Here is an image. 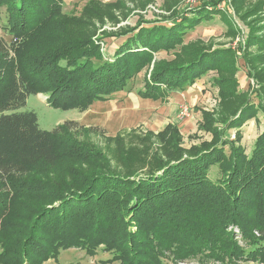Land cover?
<instances>
[{
    "label": "trees",
    "instance_id": "obj_1",
    "mask_svg": "<svg viewBox=\"0 0 264 264\" xmlns=\"http://www.w3.org/2000/svg\"><path fill=\"white\" fill-rule=\"evenodd\" d=\"M221 1H205L178 18L127 26L119 33L124 42L106 57L86 36V26L73 29L80 21L65 17L63 0H0L2 31L12 38L0 36V264L58 261L70 249L94 256L101 246L121 264L179 263L195 256L264 264V132L249 154L241 143L245 123L264 113L263 1L245 10L249 0H231L249 31L237 48L196 41L186 46V60L155 64L137 92L141 98L165 100L215 71L231 114L222 117L229 120L221 128L204 113L200 128L213 140L187 153L177 148L178 128L168 126L160 135L174 132L166 141L171 152L165 160L153 156L148 165L155 169L148 175H115L105 169L108 162L100 172L83 170L100 152L75 137L76 123L43 131L34 112H22L31 95H50L57 109L85 111L127 90L156 53L174 50L215 18L220 11L208 7ZM99 12L92 10L91 17L102 19ZM224 19L232 26L230 16ZM239 59L258 86L257 104L239 90ZM229 130L237 132L234 140L226 136ZM213 167L220 169L218 181L210 177ZM234 230L252 250L239 246Z\"/></svg>",
    "mask_w": 264,
    "mask_h": 264
},
{
    "label": "rangeland",
    "instance_id": "obj_2",
    "mask_svg": "<svg viewBox=\"0 0 264 264\" xmlns=\"http://www.w3.org/2000/svg\"><path fill=\"white\" fill-rule=\"evenodd\" d=\"M205 1L216 0H63V14L66 18L80 21L79 27L77 25L73 27L75 31L82 32L84 30L80 27L86 26L88 29L86 36L93 38L94 42L100 46L101 52L106 57H110L125 40L119 36L123 28L133 27L142 20L149 22L188 15L198 6L204 5ZM250 2L255 1H246L244 3L245 10ZM85 8L91 13L92 10L97 9V13L99 11L102 13V19L100 17L92 18L89 11L83 16ZM208 10L221 13L219 12L215 18L203 22L202 25L189 32L184 43L174 50L170 52L162 50L156 53L150 68H145L132 81L127 90L112 95L106 101L96 102L85 111L57 109L49 104L50 95H31L22 112H34L38 117L40 129L43 131L52 132L67 122L76 123L79 129L75 130L77 133L75 137L87 144L88 147H92L91 149L100 152L96 158H92V162L85 163L83 170L98 169L96 172H100L99 167L108 162L109 167L105 169L110 168V171L115 175L127 176L132 172L137 173L136 175H148L155 169L148 165L153 162L151 161L153 156L165 160L171 152L168 150L169 146L166 141L174 132L170 131L168 134H164L165 138L160 135L167 131L166 129L170 125L178 128L180 142L178 141L177 148H180L183 153L189 152L193 147L212 142L211 132L200 128L207 121L205 114L214 116V118H210L217 120L214 126L221 128H224V125L220 122L229 120L228 118L222 119V117L231 114L227 108L223 107L221 88L214 82L218 77L215 71L209 72L202 79L196 81L194 86H189L183 91L170 92L165 100L143 99L137 94L144 88L145 81L151 78L156 63H175L179 56L186 60L188 54L186 46L190 43L202 41L205 45L215 48L223 45L232 49L237 47L238 41L245 35L244 32L248 31L246 26L248 24L237 15L233 16L235 12L231 0H223L214 7H208ZM2 12L0 16L4 20L5 15ZM226 15L230 16L232 26L227 23L228 20L224 19ZM0 36H3L8 42L12 40L2 31L1 20ZM241 60L239 59L237 74L240 82L239 90L257 104L260 99L255 89L258 86L252 79H249L250 77L248 78L247 67L244 68ZM218 118H221V121H218ZM262 132H264V113L260 111L256 118L245 123L242 127L241 143L247 154L252 151L256 139ZM236 135L235 130L226 132V136L231 140H234ZM210 177L213 181L220 180L222 177L220 169L213 167ZM135 229V226L132 227V230L135 231ZM234 232H236L235 240L241 248L247 251L253 249L238 235L239 231L234 230ZM112 256V253L105 251L103 246L97 248L94 256L88 255L81 249H70L60 252L58 261L50 259L42 264H121L119 260L112 261ZM165 263L223 264L215 259L202 256L190 257V259L179 263L167 258ZM234 264L261 263L239 262Z\"/></svg>",
    "mask_w": 264,
    "mask_h": 264
},
{
    "label": "crops",
    "instance_id": "obj_3",
    "mask_svg": "<svg viewBox=\"0 0 264 264\" xmlns=\"http://www.w3.org/2000/svg\"><path fill=\"white\" fill-rule=\"evenodd\" d=\"M255 1V0H254ZM261 1H263L264 2V0H261ZM262 14H263V16H264V6H263V11H262ZM233 16H235V15H233ZM245 33V35H244V39H243V41L247 38V35H248V33H249V31H247V32H244ZM235 48H237V47H234V49ZM242 61V63H243V65H244V68H246V66H245V63H244V61L243 60H241ZM241 63V62H240ZM251 80V79H250ZM181 103V102H180Z\"/></svg>",
    "mask_w": 264,
    "mask_h": 264
},
{
    "label": "bare ground",
    "instance_id": "obj_4",
    "mask_svg": "<svg viewBox=\"0 0 264 264\" xmlns=\"http://www.w3.org/2000/svg\"><path fill=\"white\" fill-rule=\"evenodd\" d=\"M120 110H121V109H120ZM117 111H118V110H117ZM117 111H116V112H117ZM122 117H123V116H122ZM120 118H121V117H120ZM105 119H106V118H105ZM107 119H108V118H107ZM121 119H122V118H121ZM119 120H120V119H119ZM119 125H120V124H119ZM115 126H116V125H115Z\"/></svg>",
    "mask_w": 264,
    "mask_h": 264
}]
</instances>
